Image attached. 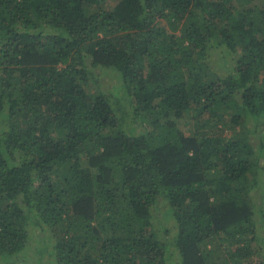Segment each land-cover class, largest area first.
I'll use <instances>...</instances> for the list:
<instances>
[{"label": "trees", "instance_id": "16d2710c", "mask_svg": "<svg viewBox=\"0 0 264 264\" xmlns=\"http://www.w3.org/2000/svg\"><path fill=\"white\" fill-rule=\"evenodd\" d=\"M109 1L0 0V264H264V0Z\"/></svg>", "mask_w": 264, "mask_h": 264}, {"label": "rangeland", "instance_id": "374dc122", "mask_svg": "<svg viewBox=\"0 0 264 264\" xmlns=\"http://www.w3.org/2000/svg\"><path fill=\"white\" fill-rule=\"evenodd\" d=\"M117 3H118L117 0H110L107 4H108V6H109L110 8L115 9ZM159 22H160V25L166 27V28L171 32V29H170V26H169V23H168L167 20H165V19H161ZM176 33H177V35L180 34L179 32H176ZM213 55H214V54H213ZM95 72H96V73H101V70H98V69H97ZM109 73H113V74L110 75L111 77H109L108 79L105 80V85H104V86H103L101 80H100V84H101V85L98 84V82H97V78H95V77H93V78L90 80V82H89V84H88V88L90 89V92H91V93H96V92L100 91V88H101V87H102V88H109V86L111 87V86L113 85V83L115 82V78H116V76H118V75H117V73H115V71H110ZM103 80H104V79H103ZM178 122H179V124H182V123H187V124H189V123H190V124H191V126H190V130L187 131V132H188L189 134H190V133H194V130L196 129V127H195L196 124H194L195 121H194L193 119H190V117H189L188 115H184L182 118L178 119ZM182 125L185 126V127H184L185 130H187V126H186L185 124H182ZM261 160L264 161V158H262ZM161 215H162V214H161ZM164 221L166 222L165 219H164ZM40 232H41L40 229H39L37 226H35V227H34V232H33V234H34L37 238H40V240H41V239H42L41 237H42L43 235H45V233H42V234H41ZM41 241H42V240H41ZM33 245H34V244H33ZM213 247L219 249L218 246H217V244L213 245ZM219 252H220V251H219Z\"/></svg>", "mask_w": 264, "mask_h": 264}]
</instances>
